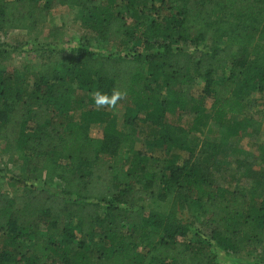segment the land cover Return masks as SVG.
<instances>
[{
    "label": "trees",
    "instance_id": "obj_1",
    "mask_svg": "<svg viewBox=\"0 0 264 264\" xmlns=\"http://www.w3.org/2000/svg\"><path fill=\"white\" fill-rule=\"evenodd\" d=\"M58 5L125 53L0 65V141L22 161L20 190H0V264H215L211 243L264 263V144L257 161H232L242 186L223 184L218 144L196 151L166 117L195 120L202 93L210 119L238 133L230 116L264 94V0H0V33ZM191 72L200 92L170 87ZM114 88L127 93L123 123L145 125L159 155L94 107L95 90Z\"/></svg>",
    "mask_w": 264,
    "mask_h": 264
},
{
    "label": "rangeland",
    "instance_id": "obj_2",
    "mask_svg": "<svg viewBox=\"0 0 264 264\" xmlns=\"http://www.w3.org/2000/svg\"><path fill=\"white\" fill-rule=\"evenodd\" d=\"M83 12L76 6L58 5L49 10L46 20L38 27L32 29H13L6 33H0V65L20 68L25 62L39 63L43 59L54 60L56 63L66 60L71 54V49L88 47L92 50L102 51L106 54L125 53V49L116 51L117 47H108L103 41L97 40L90 35L80 23V16ZM210 40L206 38L204 45L208 46ZM192 72L186 80L179 84H170V87L181 89H196L200 92L201 82L192 76ZM80 93V91H77ZM199 114L195 120L177 113L171 117L166 114L168 120L173 119L174 123L185 129L186 137L190 144L198 148L218 144L219 153L216 155L222 160L224 168L214 172V176L220 183L231 182L237 187L242 186L237 180L238 174L232 161L237 158H246L257 161V148L264 144V94L255 100L249 99L242 114L231 115V119L239 127L238 133L231 134L227 127L216 124L209 117V100L201 95ZM110 116L114 117L115 123L124 133L132 134L133 148H141L148 154L156 156L158 151L153 146V141L145 136L147 127L143 124L130 127L123 123L122 104L119 102L117 108L109 110L104 108ZM193 123V124H192ZM90 135H97L102 123H84ZM182 131H179L181 133ZM215 147V146H214ZM22 161L16 155L8 159L7 149L0 141V190L17 192L21 185L13 180L15 175L21 173ZM231 168V169H230ZM231 177H234L230 180ZM222 184V185H223ZM36 185H39L36 183ZM247 188V185H244ZM245 188V189H246ZM51 189V188H50ZM185 219L191 218L190 214L183 215ZM198 230L200 226L192 220L190 225ZM190 228L186 237L194 231ZM210 251L214 255L215 264H264L255 260L243 252H224L214 244H210Z\"/></svg>",
    "mask_w": 264,
    "mask_h": 264
},
{
    "label": "clouds",
    "instance_id": "obj_3",
    "mask_svg": "<svg viewBox=\"0 0 264 264\" xmlns=\"http://www.w3.org/2000/svg\"><path fill=\"white\" fill-rule=\"evenodd\" d=\"M126 95L125 91L116 88L112 89L110 94L97 89L91 94V98L97 110L104 108L114 110L118 103L125 99Z\"/></svg>",
    "mask_w": 264,
    "mask_h": 264
}]
</instances>
